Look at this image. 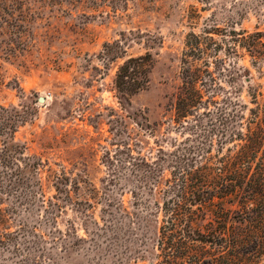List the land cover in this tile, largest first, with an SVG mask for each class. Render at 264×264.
<instances>
[{
    "label": "rangeland",
    "instance_id": "374dc122",
    "mask_svg": "<svg viewBox=\"0 0 264 264\" xmlns=\"http://www.w3.org/2000/svg\"><path fill=\"white\" fill-rule=\"evenodd\" d=\"M1 12L20 19L0 23L1 143L11 135L3 122L16 126L0 164V205L20 233L0 245V264H117L140 238L142 219L135 215L146 214L152 195L143 188L155 177L153 168L167 166L168 177L171 157L204 146V130L219 126L220 105L229 111L236 98L249 104L244 68L262 81L233 31L264 32V0H9ZM146 53L147 86L120 93L118 66ZM189 66L200 74L203 99L217 88L214 104L196 108L211 117L196 125L193 116L176 122ZM208 78L213 85L205 90ZM231 145L222 144L221 153ZM61 181L80 183L71 188L73 199L83 201L78 210L71 202L61 214L47 208L51 199L68 200L56 189ZM110 200H123L132 212L123 218L116 209L115 242ZM71 224V233L85 238L74 247L62 235Z\"/></svg>",
    "mask_w": 264,
    "mask_h": 264
},
{
    "label": "trees",
    "instance_id": "16d2710c",
    "mask_svg": "<svg viewBox=\"0 0 264 264\" xmlns=\"http://www.w3.org/2000/svg\"><path fill=\"white\" fill-rule=\"evenodd\" d=\"M8 2L0 0L2 24L20 20L14 13L1 12ZM233 34L235 45L247 51L251 65L258 71L259 78H263L255 82L250 70L244 68L245 77L250 78L246 83L250 105L239 98L229 111L220 105L219 112L215 114L219 126L204 130V138H207L204 146L197 145L182 156L171 157L168 177L165 174L167 166L161 164L159 168H153L155 177L143 188L152 195L146 204V214L143 218L135 215L142 219L137 232L140 238L135 245H128L129 254L122 255L124 258L118 257L117 264L264 262V32L242 30L238 33L233 31ZM195 46L199 47V42ZM193 47L191 45L190 48ZM104 51L110 53L108 49ZM117 57H110L109 60ZM150 69L149 53L126 58L115 74L116 89L125 95L143 90L149 82ZM199 78V73L187 67L182 76L184 87L177 96V123L187 116H193L196 125L202 122L203 117L211 115L210 110L198 112L196 108L204 106L207 109L214 104L217 88L203 99V93L197 87ZM212 80L208 78L204 81L203 87L207 85L212 88ZM2 127L10 129L11 135L0 142V164L9 157L16 131L15 124L9 126L8 122H3ZM227 142H232V145L221 153L222 144ZM214 145H218L217 153L212 154ZM66 179L70 181L67 176ZM58 183L56 189L59 193L67 194L68 200L60 197L51 199L47 208L51 207L61 214L71 202V205H77L78 210L83 201L73 199L71 188L79 190L80 183L75 182L71 186L67 182ZM137 193L133 191L134 197ZM135 199V202L139 201L138 197ZM107 206L110 208L107 211L109 218L114 222V237L111 236V240L115 242L120 230L116 209L123 218L132 217V212L123 200H119L118 204L110 200ZM71 226L70 231L62 235L63 238H72L68 244L74 247L77 241L85 238H79L77 232L71 233L75 228L73 224ZM96 226L99 231L103 228L99 222ZM11 228L9 213L0 205V245L11 243L19 235L20 230ZM99 231H95L92 238L98 240ZM14 246L18 248V243L14 242Z\"/></svg>",
    "mask_w": 264,
    "mask_h": 264
},
{
    "label": "water",
    "instance_id": "95a60500",
    "mask_svg": "<svg viewBox=\"0 0 264 264\" xmlns=\"http://www.w3.org/2000/svg\"><path fill=\"white\" fill-rule=\"evenodd\" d=\"M247 80H248V79H247ZM40 100H41V101H45L46 99H45L44 96H41V97H40Z\"/></svg>",
    "mask_w": 264,
    "mask_h": 264
}]
</instances>
